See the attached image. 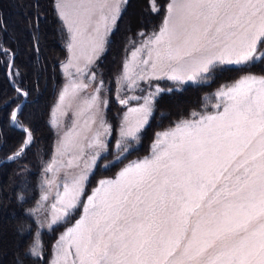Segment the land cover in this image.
<instances>
[{"label": "rangeland", "instance_id": "rangeland-1", "mask_svg": "<svg viewBox=\"0 0 264 264\" xmlns=\"http://www.w3.org/2000/svg\"><path fill=\"white\" fill-rule=\"evenodd\" d=\"M127 0H56L68 33L58 132L43 178L39 231L68 222L50 264H264V78L217 94L215 111L161 132L150 154L88 192L109 151L110 91L92 71ZM264 56V0H172L162 29L130 50L115 78L121 161L165 91L209 81L218 66ZM135 144V145H134Z\"/></svg>", "mask_w": 264, "mask_h": 264}, {"label": "trees", "instance_id": "trees-1", "mask_svg": "<svg viewBox=\"0 0 264 264\" xmlns=\"http://www.w3.org/2000/svg\"><path fill=\"white\" fill-rule=\"evenodd\" d=\"M171 1L127 0L105 54L92 69L111 89L112 138L88 192L128 162L148 156L161 132L214 112L221 90L247 77L264 78L263 56L244 66L215 67L204 84L176 89L169 82L159 83L166 92L154 102L150 122L137 136L136 146L121 161L104 168L115 159L117 118L124 112L114 99L115 78L130 50L162 29ZM68 42L56 0H0V162L18 153L28 140L26 132L13 126L25 95L18 125L34 137L21 157L0 166V264H50L55 243L68 226L65 222L41 232V257L32 254L40 228L43 176L59 135L50 119L65 84L62 67L69 58Z\"/></svg>", "mask_w": 264, "mask_h": 264}, {"label": "water", "instance_id": "water-1", "mask_svg": "<svg viewBox=\"0 0 264 264\" xmlns=\"http://www.w3.org/2000/svg\"><path fill=\"white\" fill-rule=\"evenodd\" d=\"M11 68H12V64L10 66V70H11ZM26 101H27V96L25 95L24 102L19 106V108L17 109V111L15 113L13 126H14V128H16L20 131L26 132L28 134V140H27L26 144L22 147V149L18 153L14 154L13 156H11V157L3 160L2 162H0V166L4 163L14 161V160L18 159L19 157H21L24 154V152L28 149V147L33 143L34 137H33L32 132H30L26 129H23L18 125V116L22 112V110L26 104Z\"/></svg>", "mask_w": 264, "mask_h": 264}]
</instances>
